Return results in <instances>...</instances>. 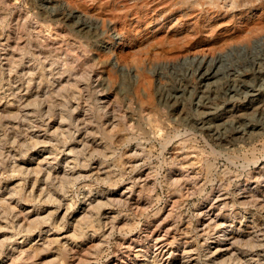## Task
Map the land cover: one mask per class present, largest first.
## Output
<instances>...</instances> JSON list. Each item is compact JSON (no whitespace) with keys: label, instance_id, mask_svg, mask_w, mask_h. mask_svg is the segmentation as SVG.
Here are the masks:
<instances>
[{"label":"rangeland","instance_id":"1","mask_svg":"<svg viewBox=\"0 0 264 264\" xmlns=\"http://www.w3.org/2000/svg\"><path fill=\"white\" fill-rule=\"evenodd\" d=\"M207 3L0 4V196L8 197L19 183L27 201L16 212L24 209L34 219L36 213L42 217L55 210L57 205L33 190L31 168L40 162L44 171L53 165L52 172H70L63 186L51 178L40 187L64 206L72 204L63 220L59 209L60 227L36 230L30 239L26 232L15 235L3 248L0 264H52L62 245L70 264L80 259L86 261L82 264H169L178 259L209 264L215 255L207 258L201 245L192 247L208 215L234 211L236 222L251 226L256 210L242 201L264 189L255 180L264 174V133L224 150L190 123L198 118L192 104L198 66L217 69L223 55L235 48L231 65L251 68L253 56L263 60L264 18L242 23L240 11L225 4L208 14L213 9ZM182 83L188 88L180 111L166 97ZM49 106L52 112L46 114ZM249 118L257 117L249 112ZM35 137L41 143L35 144ZM44 171L39 178L44 179ZM96 197L107 205L93 216L95 224L80 227L78 219ZM232 218L225 216L229 222ZM12 232L0 230V241ZM252 236L234 247L238 258L228 264H257ZM45 237L60 243L27 260L19 255L27 244L42 246ZM223 251L218 262L229 258L231 252Z\"/></svg>","mask_w":264,"mask_h":264},{"label":"bare ground","instance_id":"2","mask_svg":"<svg viewBox=\"0 0 264 264\" xmlns=\"http://www.w3.org/2000/svg\"><path fill=\"white\" fill-rule=\"evenodd\" d=\"M0 4L5 5L6 0H0ZM207 4L209 5L210 8L213 9L211 11L208 10V14L215 13L216 11L224 7L225 4L228 7L230 6L231 7L230 9L232 11H234V9H236L235 11L237 10L240 11L237 14H239L240 16L239 18L242 19V23H249L254 18L256 19V17L258 16L264 18V0H208ZM149 8L150 7L148 8L146 7L145 8L146 11H148ZM69 14L71 15L73 14V12H70ZM135 14H139V11L136 12ZM204 41H206V39ZM235 49H231L223 55L225 59H223L221 66H219V68L217 69L211 66L210 68H208V66L205 67L203 65L198 66L197 71H199L200 73L198 78L199 84L195 91L196 93L195 97L192 100V104L194 105L193 108H195V111L198 113V118L192 121V123H190L191 128L195 131H199L202 135L206 136V138H208L211 142H213L215 145L220 146L224 150L228 149L229 147L237 143L252 142L255 139L261 137L264 133V62H263L264 59L263 60L258 59L257 56H253L251 68H248L247 66L238 68L237 66L231 65L232 62H230L231 61L230 58H232V56L235 54L234 52ZM191 59H193V57H191ZM187 88L188 87L186 84L180 85L179 90H176L175 92L172 91L173 93H170L166 97L167 103L171 102V104L175 106L176 109L183 111L182 109L184 103L183 96ZM32 112L35 113V111ZM50 112H52V107L49 106V108L46 111V114L47 113L50 114ZM249 112L256 114L257 118L256 119L249 118ZM33 142H35V144L41 143L38 137H35ZM70 151L73 152V149H71ZM55 160L59 162V159L55 158ZM52 167L53 165H51V167L47 168L46 171H44V168L39 162L35 168H31V172L36 175L35 180L32 183L33 190L34 189L38 190L39 196L42 195H44V197L46 196L47 203H53V205H57L55 206V210L49 211L48 214H46L45 216L41 217L39 213H36L37 217L31 219L30 218L31 215L28 214L27 212L25 213L24 209H20L18 212H16L20 202L22 200L27 201V198L25 197L26 196L25 189H23L19 183L14 185V187L8 190V197L4 198L0 196V230L11 229L13 231L10 234L7 233L6 235H4V239L0 241V255L3 248L8 245L7 242L11 241L15 235L22 232H26V235H28V239H30L34 231L36 230H39L41 233L42 232L44 233V231L48 232L52 230V228L49 227V225L54 226L56 224L58 227H60L61 223H59L58 220L56 219V215L60 208H63L64 211L62 220L65 219L66 215L69 213L72 204L68 206L66 204V206H64L62 200L58 199V197L56 198L55 195H51L50 193H48L49 192L47 191L48 189L44 190L42 189L43 187H40L45 183L47 184V182L51 178L56 180L58 179L60 182L59 185L61 186H63L64 182L69 181L70 172L68 173L66 169L52 172ZM43 171H44L43 174L44 179L43 178L41 179L39 178V174L42 173ZM255 180L258 183L257 187L263 188L261 185L264 184V174L262 173L259 174ZM257 194L256 195L249 194L248 197L252 199L243 198L242 201V203L247 205L249 203H252L256 210L255 212L256 214L254 215L252 214L253 216L250 217L251 226H246L244 228L242 221L236 222L234 220L236 217L234 211H230L228 215L224 214L225 212L223 213L221 211L222 212L221 215H217L215 217L208 215L210 217L209 218L207 217L208 219H205L206 223L202 224L204 226L200 229L198 228L199 230L197 232H199V234L197 240L194 244L192 243L191 244L192 247L195 246L198 247L197 245H201L200 247L203 248V252H205L204 254L205 255L207 254V258L208 256L212 257L215 255L214 258H209L210 259V262L208 260L209 264H228V262L231 261L232 259L238 258L236 253L232 252V250L235 249L234 247L236 245L243 242L245 235L248 236L253 235L250 239V242H254L255 246L257 245V249H256L257 254L253 255V257L256 256L257 264H264V189L261 191V194L260 193L259 195ZM254 195L255 197L253 198ZM109 200L112 201V199ZM10 201H14V202L17 201V202H15V204H12ZM106 202L107 201L104 202V200L97 199V197L94 198L93 200L90 199L89 203H87L89 208L88 209H86L87 207L85 208L83 214L78 219L77 224H79L80 227H83V225H91L92 223H94L96 219L94 220L93 216L99 213L103 206L107 205ZM232 202H234L233 199ZM227 205L228 203L226 204L225 207H227ZM225 216L230 218L233 217V218L229 222L228 219H225ZM97 222L99 223V221ZM45 225H48L49 228H45L47 227ZM247 227L248 229L256 228L257 230L255 234L253 230L247 232L246 229ZM61 229L62 228H60L59 230ZM255 235L257 236L255 237ZM222 236L230 243L225 242V240L222 241L221 240ZM44 239L45 240L42 246H34L29 242L30 244H27L26 248H24V250H21L19 255L24 256V259L26 258L25 260H27L28 258L34 255H38L39 253L45 250L49 251L50 247L54 243L55 244L60 243L59 238L49 239L48 237H45ZM199 239H201V241L203 242L202 243L201 241L199 242ZM26 240L27 239H25V241ZM12 243L13 242L9 244L12 245ZM224 248L225 251H227L228 253L231 252L229 258H226L221 262H218L216 257L223 254ZM79 261L82 263L86 262L85 259H80ZM237 262L241 264L240 260ZM50 263L70 264L68 261L63 259V245L61 247L58 246V256L55 257ZM150 264H157V263H150ZM169 264H188V263H183V262L179 263V259H178V261H173L170 262ZM248 264H253V262H250Z\"/></svg>","mask_w":264,"mask_h":264}]
</instances>
